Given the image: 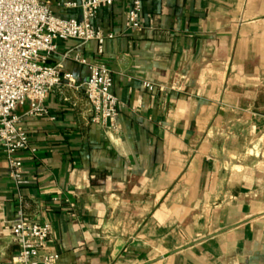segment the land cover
I'll return each instance as SVG.
<instances>
[{
  "label": "crops",
  "instance_id": "obj_1",
  "mask_svg": "<svg viewBox=\"0 0 264 264\" xmlns=\"http://www.w3.org/2000/svg\"><path fill=\"white\" fill-rule=\"evenodd\" d=\"M129 7L97 11L113 34L101 55L58 39L49 59L77 85L88 68L65 53L106 64L118 128L93 125L83 90L64 82L47 116L16 106L35 151L16 153V181L0 151V264H15L19 207L50 224L57 264H264V0H141L139 31Z\"/></svg>",
  "mask_w": 264,
  "mask_h": 264
},
{
  "label": "built area",
  "instance_id": "obj_2",
  "mask_svg": "<svg viewBox=\"0 0 264 264\" xmlns=\"http://www.w3.org/2000/svg\"><path fill=\"white\" fill-rule=\"evenodd\" d=\"M119 0H68L63 6L79 11V17H61L40 0H0V151L4 154L13 180L19 179L22 163L16 153H33L29 137L15 114L17 105L30 101L29 117L47 116L45 100L49 93L63 82L68 88L83 90L89 105L93 125L116 129L117 98L111 91L112 76L106 64L90 62L78 53L64 54L88 68V77L77 85L70 72L64 71L61 62L50 63L56 51L55 41L75 39L81 45L95 44L97 55L103 53L110 32L93 24L100 8ZM130 7L125 16V26L139 31L144 20L141 0H126ZM152 90L153 85L143 82ZM48 222H29L18 208L10 227L17 251L15 264H57L58 254L46 251L50 235Z\"/></svg>",
  "mask_w": 264,
  "mask_h": 264
}]
</instances>
